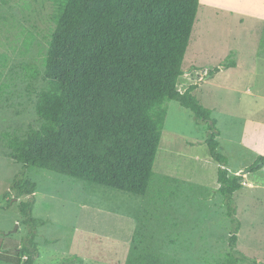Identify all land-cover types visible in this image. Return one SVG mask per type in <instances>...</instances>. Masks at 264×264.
Wrapping results in <instances>:
<instances>
[{"label":"rangeland","instance_id":"rangeland-1","mask_svg":"<svg viewBox=\"0 0 264 264\" xmlns=\"http://www.w3.org/2000/svg\"><path fill=\"white\" fill-rule=\"evenodd\" d=\"M54 7L53 0L0 3V264H18L10 258L31 246L33 231L35 264H126L134 247L160 253L165 264H222L231 252L246 257L239 264H264V168L243 175L233 195L241 227L232 246L237 222L219 192V164L207 144L211 122L197 121L178 101L166 102L144 196L24 168L6 156L7 132L25 136L41 124L36 104L47 87ZM183 69L178 87L198 85L194 94L217 120L218 150L229 158L230 174L248 169L264 155V0H200ZM18 173L37 183L36 228L19 207L30 196L11 190Z\"/></svg>","mask_w":264,"mask_h":264},{"label":"trees","instance_id":"trees-1","mask_svg":"<svg viewBox=\"0 0 264 264\" xmlns=\"http://www.w3.org/2000/svg\"><path fill=\"white\" fill-rule=\"evenodd\" d=\"M53 2L55 26L43 74L47 87L36 104L41 124L31 126L25 136L7 132L10 151L6 156L24 168L48 169L144 196L152 182L168 115L166 102L178 101L193 111L197 121L211 122L207 144L219 164V192L227 200L228 215L237 222L230 238L234 246L241 223L235 218L233 195L243 187L244 176L230 174L229 158L218 150L217 120L194 94L198 85L191 84L185 91L178 87L200 0ZM235 65L232 61L228 67ZM262 168L264 155H259L248 170ZM11 190L18 198L30 196L19 207L25 223L36 228L40 223L34 216L37 183L18 173ZM33 232L31 246L18 249L10 260L35 264L38 249ZM26 250L31 254L24 259ZM245 259L231 252L222 264ZM126 264L165 262L160 253L134 247Z\"/></svg>","mask_w":264,"mask_h":264},{"label":"water","instance_id":"water-1","mask_svg":"<svg viewBox=\"0 0 264 264\" xmlns=\"http://www.w3.org/2000/svg\"><path fill=\"white\" fill-rule=\"evenodd\" d=\"M249 173V170L248 169H245V170H242L240 173H238L239 175H245Z\"/></svg>","mask_w":264,"mask_h":264}]
</instances>
